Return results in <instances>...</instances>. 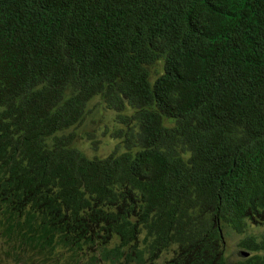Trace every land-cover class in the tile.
<instances>
[{"label":"trees","instance_id":"trees-1","mask_svg":"<svg viewBox=\"0 0 264 264\" xmlns=\"http://www.w3.org/2000/svg\"><path fill=\"white\" fill-rule=\"evenodd\" d=\"M245 218L264 0H0V261L232 264Z\"/></svg>","mask_w":264,"mask_h":264},{"label":"clouds","instance_id":"clouds-1","mask_svg":"<svg viewBox=\"0 0 264 264\" xmlns=\"http://www.w3.org/2000/svg\"><path fill=\"white\" fill-rule=\"evenodd\" d=\"M226 221L229 224H214V239L222 246L225 260L232 264H241L253 260L257 256L263 258L264 234L262 230L264 229V218L260 222L245 218L244 227L241 230H236L228 220ZM1 253L2 250H0ZM4 258H8L13 264H16V261L10 256L7 255ZM155 261L157 264L161 263L160 258ZM115 264L120 263L116 262ZM130 264L136 263L132 261Z\"/></svg>","mask_w":264,"mask_h":264},{"label":"rangeland","instance_id":"rangeland-1","mask_svg":"<svg viewBox=\"0 0 264 264\" xmlns=\"http://www.w3.org/2000/svg\"><path fill=\"white\" fill-rule=\"evenodd\" d=\"M110 144H111V141H109L108 144L106 143V148H107V145H110ZM0 264H13V263L8 258H4Z\"/></svg>","mask_w":264,"mask_h":264}]
</instances>
